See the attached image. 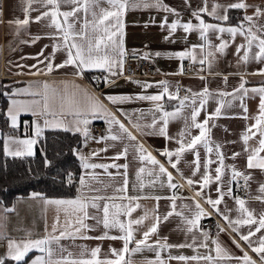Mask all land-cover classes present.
<instances>
[{
    "label": "crops",
    "instance_id": "1",
    "mask_svg": "<svg viewBox=\"0 0 264 264\" xmlns=\"http://www.w3.org/2000/svg\"><path fill=\"white\" fill-rule=\"evenodd\" d=\"M148 3H154V0H146ZM239 2V0H208V7L211 9L214 3L221 5H230L232 3ZM250 7L245 11L242 9H228L227 15L229 19L227 21L216 20L214 17L209 16L207 13L201 12V18L206 23L217 24L222 27H232L237 25H243L247 28L249 25L244 21L246 15L254 16L256 7L264 10V0H243ZM163 3L174 12L165 11L162 8L156 7H137L129 9L125 12L123 17L124 23V36L123 44L126 53H136L147 58L152 59L155 62L159 75L155 76H125L122 74L116 76H110L107 73V80L105 86L102 88L100 95L93 93L90 87L84 82V77L89 76L90 73L99 69L86 70L83 75H78V69L73 65H66L65 67H57L66 59V52L63 49L61 39L56 35L57 30L50 26V19L43 17L39 21H36L37 16H41L44 11L49 8L44 7L40 3H33L32 10L28 14L25 13L26 7L25 0H0V79L3 80L4 86L3 94L6 99V103L3 106V112L8 118L9 125L12 127L10 117L8 115L9 109L12 107V101H27L33 99V97L27 95L24 90L38 91V85H42L47 82L54 88L62 89L65 84L69 88L73 86H79L82 89H86L91 95L97 97L105 107L115 115L129 130L137 137L136 141H130L127 138H123L118 141H112L111 139L102 140L101 137H108L110 135V125L106 118L89 116L90 123L88 129L90 136L84 137V142L81 148L78 150V155L83 154L90 156L91 163L97 164H127L128 168L125 170L120 168H108L104 169H87L82 167L80 161L79 176L77 179L76 192L71 196H43L45 199H75L82 194H86L88 197L100 195L105 197L115 196L117 197L116 203H125L127 200H122L124 196H139L138 201L133 202L140 205L132 212L131 217L122 216L121 219L127 221L130 219H139L145 216L147 213V219L143 221L141 225H134L135 239L142 238L143 232L147 231L154 223L155 217L158 215L161 217L160 223L157 226V233L153 234L148 243L156 247L157 241H165L171 245L179 244H191L193 234L186 232V225L183 222L182 216L173 214L164 220L163 217L170 211H172V197H176V211L183 212L184 215H189V210L194 211V205L196 201H199L201 206L206 210L205 206L213 211L224 222V226H218L214 232H210L202 225V217L197 230H194L196 236L197 245L203 240L201 233L207 231L209 233L208 249L203 247L198 248L199 254L203 255L212 249L211 254L214 256L213 244L214 240H219L221 245L228 250L230 254L236 257L243 256V252L236 247L233 243V239L239 241L244 252H247L254 260L259 264V257L243 241H240L237 233L233 232L229 228L228 223L217 214L211 206L205 203L204 197L211 196L212 199L218 198V184L212 183L208 188L202 187V175L207 171L205 168L206 160L209 158L206 150L202 145L198 146L200 152V171L194 174V155L192 152H186L177 164V168L171 167L168 162V158L162 155L165 150L174 151L179 145L175 139L169 140L158 134H153L154 130L147 127L153 121V118L159 119L160 113L155 112L154 102L148 100H140L136 97L142 95H157L163 90L162 81L168 82L169 93H176L177 86L183 84L186 87L185 96L189 98L186 102L185 109L182 112L183 116L190 113V102L193 98L199 100L201 97L195 96L203 92L205 88L212 93L208 103L205 105L204 110L201 111L198 121H203L208 115L214 113L216 107H218V101L223 99L225 106L221 109V115L214 117L209 121L208 127L210 128V140L213 142V146L219 145V151L223 153L225 160L224 163L227 167L225 176L222 178L224 183V190L227 191V181L230 179V166H235L237 170L244 173V175H250L251 179L248 181L247 196L241 197L237 194L232 187L233 196H225L222 203L219 205L221 212L231 209L230 217L232 219L237 218V212L235 209L238 207L233 197H239L246 200V206L255 210V214L264 212V203L255 199L256 196L261 195L259 187L264 184V170L260 169H248L247 157L250 154L252 148L258 146V140L260 139L257 134L251 139L246 146L243 143L242 135L246 129L255 123L254 118L259 114L258 105L260 103L259 95L249 91L248 95L241 101L238 98L241 95L237 91L241 81H247L245 87L248 89L259 88L264 86V74H259L261 70H264V61H257L252 59V55L257 51L255 47L250 53V59L248 62H244L241 57L244 55V51L240 50L237 53L238 45L244 44V37L237 35L234 40L227 32L223 34L209 33V42L213 46L209 48L204 40L200 37L198 31L191 33H185L182 28H178L174 33L170 31L168 25L179 21L181 23L191 22L197 25L199 21L192 15L194 11H199L204 7L203 0H163ZM102 7H109L106 3ZM61 10H70L69 6L61 5ZM223 15V10H219ZM29 19V24L24 27H18L14 21L19 19ZM91 19V17H89ZM167 19V24H165ZM254 20L258 25H264V17H255ZM11 22V23H10ZM163 25V26H162ZM82 25L77 24V28ZM255 31V29H253ZM260 35V33H257ZM228 41V47L223 53L217 51V46L222 41ZM61 44V48L56 50L54 46ZM195 46V47H194ZM194 49V51H193ZM193 51L195 60L185 57L181 59L177 53ZM211 51L214 55L208 56L207 53ZM42 53V54H41ZM54 53V57H53ZM160 53V55H156ZM204 60L201 64L199 61ZM52 63L53 70L48 71L47 65ZM187 62H193V65L189 68L187 73L176 75L185 72V64ZM226 78V80H225ZM139 82V83H137ZM144 84H150L152 87H143ZM225 92L233 95L220 97L219 93ZM108 96H130L131 100L117 102L113 104L107 99ZM182 99V98H181ZM165 110L174 111L179 105L178 99L169 100L167 95L165 99L161 101ZM241 104L246 105L248 108L247 113L244 112ZM1 105V104H0ZM2 106V105H1ZM247 116V119L244 117ZM43 117L39 119L33 116L31 112H20L17 119L18 133H6L3 136V150L5 154V145L8 143L9 137L17 139L33 138L35 135V124L39 122L43 128L41 136L48 129H62L54 127H44ZM71 116L67 117L70 121ZM94 121H103L106 124V130L101 136H95L92 129ZM139 123L141 125V131H137L133 125ZM160 125H157V128ZM184 129V122L182 119L170 120L168 124V136L177 137L178 133ZM255 131V129H253ZM74 132V131H73ZM118 133V126H111V134ZM192 135H198V129L191 130ZM1 135V131H0ZM40 136V137H41ZM39 137V138H40ZM37 138V140L39 139ZM139 142L144 145L148 152H150L160 163H162L168 172L172 174V183L176 184V188H170L168 186L166 176H161L154 184H150L149 181L152 177L144 174L143 182L144 187L140 188L136 180V173L140 167L146 169H153V166L148 162H141L138 159L139 153L135 148L136 143ZM37 145V144H36ZM34 145V153L36 149ZM15 148V145H11ZM128 148L127 158L121 156L119 159L115 157ZM246 147L248 151H245ZM107 149V151H103ZM93 152L99 153L96 156H92ZM234 153H240L235 159H233ZM8 155V154H7ZM264 156V153H261ZM10 156V155H9ZM213 160H217L216 150L211 154ZM173 161L176 157L172 158ZM218 163H213L210 167L215 169ZM178 169V170H177ZM127 172L128 188L126 193H119L117 188L123 185ZM111 173V175H108ZM95 174L96 179H91ZM158 175V170H157ZM215 176V173H212ZM85 177L89 180L93 189H99V191H89L88 189H82L79 184V178ZM188 179L194 181L193 185L189 186ZM243 179V178H238ZM163 181V184H161ZM182 184L185 185L182 187ZM201 192L202 196H197L196 193ZM33 193L28 195L18 196L10 207H6L0 203V235L6 236L17 241L25 239L26 233L31 232L32 239L42 238L48 233L52 232V226L56 220L57 207L55 205H46L41 198H33ZM156 197L160 199L157 201ZM103 203V201H101ZM184 205H188L185 209ZM12 209V211H7ZM207 211V210H206ZM208 212V211H207ZM90 213L93 215H100L95 210L90 209ZM60 227L62 228L65 223V214L61 209L59 212ZM88 224L95 225L96 221L88 220ZM224 231H220V229ZM71 231V230H70ZM105 229L101 226H96L95 230L88 231V236L96 237L104 233ZM247 227H242L241 232L246 233ZM59 235V232L55 233ZM118 230L112 229L109 231V235H121ZM261 233L252 237L255 242ZM60 245L67 249L68 252L73 253L74 258H80L79 254L82 247L86 246L89 252L85 254L84 258H91L90 250L99 246L101 252L98 254V258L104 259H116L111 249L120 250L123 247V242L119 239H80L77 237L75 240L71 238L62 239ZM55 247V245H54ZM134 243L129 245L130 252L125 253V261L128 264H147L150 260H156L159 253L160 259H163L166 264H196V262H185L178 259L169 260V256L178 257L193 256L197 254V250L194 248L173 247L170 249H164L160 251L158 248L156 251L144 249L142 252L133 254L131 249L134 248ZM8 252L7 239H0V258L6 257ZM43 255L38 250H33L28 253L24 261L16 262L15 264H31V261L36 256ZM67 255V252L64 253ZM11 259V258H6ZM124 264V262H122ZM204 264V262H200ZM220 264H237V261H221Z\"/></svg>",
    "mask_w": 264,
    "mask_h": 264
},
{
    "label": "snow or ice",
    "instance_id": "2",
    "mask_svg": "<svg viewBox=\"0 0 264 264\" xmlns=\"http://www.w3.org/2000/svg\"><path fill=\"white\" fill-rule=\"evenodd\" d=\"M33 3H40L49 10L44 11L41 16H37L35 19L39 21L43 17H48L50 19V26L57 30L56 35L61 39L63 49L66 52V59L57 67H65L66 65H73L78 69L77 74L83 75L86 70L99 69L101 71L109 73L110 76H116L122 74L123 69V58L126 55L123 36H124V23L123 17L125 12L129 7H156L162 8L168 12H174L173 9L169 8L163 3V0H154V3H148L146 0H25L26 7L24 9L25 13L28 14L32 10ZM107 4L109 7H102L103 4ZM204 7L199 11H194L192 15L199 21L197 25L188 23H181L179 19L170 25H168L171 32H175L178 28H182L185 33H191L193 31H198L200 37L204 40L205 44L212 48L213 46L209 42V33L223 34L225 32L229 33L231 37L234 38L237 35L244 37L245 43L238 45L237 53L240 50L244 51V55L241 59L246 63L250 59V53H252L253 47L257 51L252 55V59L257 61H264V25H258L254 20L255 17H264V10L256 7L254 16L246 15L244 21L248 23V27L244 28L243 25H237L232 27H222L217 24L206 23L202 18L200 13H207L209 16L214 17L216 20L227 21L229 19L226 14L228 9H242L247 10L250 6L239 0V2L232 3L230 5H221L219 3H214L209 9L208 0H203ZM61 5L69 6L70 10H61ZM219 10H223L224 14L221 15ZM91 17V19H89ZM11 23V22H10ZM14 23L18 27H24L29 24V19L25 18L23 20H15ZM81 24L80 28H77V24ZM165 24H167V19H165ZM163 26V25H162ZM255 29V31L253 30ZM257 33H260L258 35ZM195 47V46H194ZM228 47V41L224 40L217 46V51L223 53ZM56 50L61 48V44H56L54 46ZM194 51V49H193ZM193 51L180 52L175 55L181 59L189 57L195 60ZM42 54V53H41ZM160 55V53H156ZM208 56L214 55L211 51L207 53ZM54 57V53H53ZM147 58V54H145ZM201 64L204 60L199 61ZM48 71L53 70V65L50 62L48 65ZM183 69L181 68V72ZM259 74H264V70H261ZM107 80V77L105 78ZM226 80V78H225ZM139 83V82H137ZM247 81H241L238 92L241 93L238 98L241 101L248 95L249 91L259 95L260 103L258 105V115L254 118L255 123L248 127L245 133L242 135L243 143L247 146L249 141L253 139L257 134L260 139L258 140V146L251 149L250 154L247 157V168L248 169H260L264 170V86L259 88L248 89L245 87ZM163 90L157 95H142L136 97L140 100H148L154 102L155 112L160 113L159 119L153 118V121L147 127L154 130L153 134H158L166 139H175L176 143L179 145L174 151L165 150L162 155L168 158V162L171 167L176 169L180 158L186 152H192L194 155V174L200 171V152L197 150L199 145H202L208 154V159L205 163V168L207 171L202 175V187L208 188L212 183H217L218 188V198L212 199L211 196L204 197L205 203H207L211 208L228 223L229 228L243 241L252 252L256 253L259 257V264H264V212L259 213L257 216L254 209H250L246 206V200L239 197H233L235 203L238 206L235 211L237 212V218L232 219L230 217L231 209L226 210V212H221L219 205L224 200L227 195L229 197L233 196L232 193V183L238 182V178H243L245 186H247L248 181L251 179L250 175H244L241 171L237 170L236 167L230 166V179L227 181V191L224 190L223 177L227 167L224 160L225 157L223 153L219 151V145L213 146V142L210 140V128L208 127L209 121L214 117H219L221 115V109L225 106V101L220 99L218 101V107L215 108L214 113L208 115L202 122L198 121V117L202 110H204L205 105L208 103L209 98L212 93L209 92L207 88L203 92L194 94L195 96L201 97L199 103L193 98L190 102V113L186 116L182 115L185 109L186 102L189 100L187 96L182 99L179 97L177 88L176 93H169L168 82L162 81ZM143 87H152L150 84H144ZM38 91L24 90L25 93L33 99L27 101H12V107L8 111V115L11 120L12 127H17V119L20 112H31L33 116L38 119L43 117L44 127H54L62 128L64 131H74L76 133H81L85 138L90 136L88 129V124L90 123L88 117H103L107 119L110 125L108 137H101L104 139H111L112 141H118L123 138H127L130 141H136L137 137L126 127L120 120H118L113 113H111L105 105L95 96L91 95L86 89H82L79 86H73L69 88L67 84L60 89L54 88L47 82L42 85L37 86ZM167 95L169 100L178 99L179 105L174 111H167L164 105L160 103L165 99ZM220 97L233 95L230 93L221 92ZM107 99L113 104L117 102H123L133 99L130 96H108ZM245 113H247L248 108L246 105L241 104ZM71 116L70 121L67 117ZM247 119V116L244 117ZM182 119L184 122V129L178 133L177 137L168 136V124L170 120ZM160 125L157 128V125ZM118 126V133L111 134V126ZM133 127L137 131H141V125L139 123L134 124ZM198 129V135H192L191 130ZM255 129V131L253 130ZM43 128L39 122L35 124V135L33 138L27 139H17L9 137L8 143L5 145V151L8 155L13 157H24L34 155V145L37 144ZM15 145V148L11 147ZM216 150L217 160L211 158V154ZM136 150L139 153L138 159L141 162H148L153 166V169L149 170L145 167H140L136 173V180L140 188H143V176L152 177L149 181L150 184H154L161 176H166L168 186L170 188H176L177 185L172 183V174L168 172L167 168L160 163L143 144L137 142L135 145ZM107 151V149H103ZM245 151H248L246 147ZM99 153L93 152L91 155L96 156ZM128 148L125 147L121 153H119L115 159L127 158ZM240 153H234L233 159L239 156ZM173 157L176 160L173 161ZM79 159L82 162V167L87 169H104L107 171L108 168H120L123 167L125 170L128 168L127 164L117 165V164H97L91 163L90 156H85L83 154L79 155ZM50 163L46 160V164ZM213 163H218L215 169H211ZM158 170V175H157ZM178 170V169H177ZM215 173V176L212 173ZM111 175V173H108ZM125 179L123 180V185L116 189L119 193H126L128 188L127 172L123 174ZM69 183H71L72 178L69 176ZM91 179L95 180V174L92 175ZM187 183L189 186L193 185L194 181L188 179ZM79 184L82 189H88L89 191H99V189H93L89 180L85 177L79 178ZM163 184V181H161ZM259 192L261 195L255 197V199L260 200L264 203V184L259 187ZM33 198L43 199L46 205H55L57 207L56 220L52 226V232L48 233L42 238L32 239V233L27 232L25 239L19 241L15 239L8 238L6 236L0 235V239H7L8 252L6 257L0 258V264H5L6 258H11L16 262L24 261L25 257L29 252L38 250L43 255H38L31 261V264H128L125 261V253L130 252L129 245L134 243L135 247L131 249L133 254L142 252L144 249L151 251H156L158 248L160 251L164 249H170L173 247L178 248H194L197 250V254L193 256H169V260L178 259L185 262H204V264H220L221 261H237V264H257L247 252H244L239 241L233 239V243L243 252V256L236 257L233 256L225 249L219 240H214L215 245L213 256L211 252L212 249L203 255L199 254L198 248L203 247L208 249L209 233L203 231L201 233L203 240L197 245L196 236L194 230L198 229L202 217H207L210 215L199 203L195 202L194 211L189 210V215H184L183 212L176 211L175 200L176 197H172L171 208L172 211L168 212L163 219L167 220L168 217L173 214L183 217V222L186 225V232L193 234V239L191 244H179L171 245L165 241H157L156 247L149 244L148 241L150 237L157 233V226L160 223L161 217H155V223L147 230L143 232L142 238L137 240L134 235V225H141L145 219H147V213L145 216L139 219H128L127 221L121 219L122 216L131 217L133 211L139 208L138 203H133L140 199L139 196H124L121 197L122 200H127L128 203L123 202L116 203L117 197H105L100 195H95L88 197L82 192L80 196L75 199H45L40 196L39 193H33ZM197 196H202L201 192L196 193ZM157 201L160 199L156 197ZM103 201V203H101ZM187 209L188 205H184ZM64 211L65 223L63 227H60V210ZM90 209L95 210L100 215H93L90 213ZM7 211H12L8 209ZM88 220L96 221L95 225H90L87 223ZM105 229L104 233L100 236L92 237L88 236L86 233L88 231L95 230L96 226H101ZM247 227L248 231L246 233L241 232L242 227ZM112 229L118 230L121 235H109V231ZM71 230V231H70ZM224 231V229H220ZM59 232V235L55 233ZM258 233L261 235L254 242L252 237L257 236ZM77 237L80 239H110V240H121L123 242V247L119 251L116 249H111V252L116 259H104L98 258V254L101 252V248L97 246L90 250L91 258H84L85 254L89 252L86 246L82 247L79 254L80 258H74L72 252H68L66 248L60 245L62 239L71 238L75 240ZM55 245V247H54ZM67 252V255L64 253ZM147 264H166L163 259H160L159 253L157 254L156 260H150Z\"/></svg>",
    "mask_w": 264,
    "mask_h": 264
},
{
    "label": "trees",
    "instance_id": "3",
    "mask_svg": "<svg viewBox=\"0 0 264 264\" xmlns=\"http://www.w3.org/2000/svg\"><path fill=\"white\" fill-rule=\"evenodd\" d=\"M0 79V104L6 103ZM0 203L10 207L21 195L31 192L43 196H71L76 192V182L69 183L67 175L73 168L80 170L78 150L84 142L81 133L48 129L38 139L33 156L13 157L3 150V136L19 131L9 125L8 118L0 111ZM46 160L50 163L46 164ZM5 259V264H15Z\"/></svg>",
    "mask_w": 264,
    "mask_h": 264
},
{
    "label": "built area",
    "instance_id": "4",
    "mask_svg": "<svg viewBox=\"0 0 264 264\" xmlns=\"http://www.w3.org/2000/svg\"><path fill=\"white\" fill-rule=\"evenodd\" d=\"M193 65V62H187L185 64V72H181L178 75L187 73L189 68ZM123 75L125 76H155L159 75L155 62L150 58H145L136 53H126L123 58ZM107 72L96 70L89 74V76L84 77V82L90 87L94 94L101 96L100 92L106 84ZM179 89L178 95L183 98L186 92V87L183 84L177 86ZM0 111H2V106L0 105ZM106 124L103 121H94L92 124L93 133L95 136H101L106 130ZM69 176H71V182H77L79 176V170L73 168L69 171L67 175V181L69 182ZM185 185L182 184V187ZM234 191L241 197L247 196L248 185L245 186L243 179H238V182H233ZM206 210L210 213L207 218L202 219V225L204 228L208 229L210 232H214L218 226H224V222L218 217L213 211L208 207Z\"/></svg>",
    "mask_w": 264,
    "mask_h": 264
}]
</instances>
